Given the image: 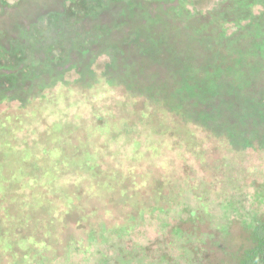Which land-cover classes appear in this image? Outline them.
Listing matches in <instances>:
<instances>
[{
    "label": "rangeland",
    "instance_id": "obj_1",
    "mask_svg": "<svg viewBox=\"0 0 264 264\" xmlns=\"http://www.w3.org/2000/svg\"><path fill=\"white\" fill-rule=\"evenodd\" d=\"M262 216L264 0H0V264H204L186 221Z\"/></svg>",
    "mask_w": 264,
    "mask_h": 264
},
{
    "label": "trees",
    "instance_id": "obj_2",
    "mask_svg": "<svg viewBox=\"0 0 264 264\" xmlns=\"http://www.w3.org/2000/svg\"><path fill=\"white\" fill-rule=\"evenodd\" d=\"M184 226L185 232L195 226V236L204 238L199 246L205 254L204 264H264V216L238 235H218L192 221H186Z\"/></svg>",
    "mask_w": 264,
    "mask_h": 264
}]
</instances>
